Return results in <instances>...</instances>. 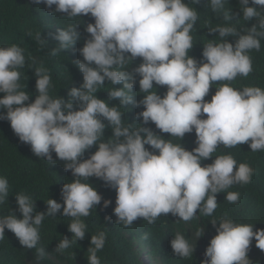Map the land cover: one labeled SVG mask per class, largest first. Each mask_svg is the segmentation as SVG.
<instances>
[{
	"label": "clouds",
	"instance_id": "obj_1",
	"mask_svg": "<svg viewBox=\"0 0 264 264\" xmlns=\"http://www.w3.org/2000/svg\"><path fill=\"white\" fill-rule=\"evenodd\" d=\"M33 2L44 3L49 9L55 5L53 13H65L69 18L91 14L95 20L85 29L90 38L79 49L83 60L74 61L83 73V83L70 88L68 100L49 94L51 75L41 66L35 67L39 95L34 102L25 104L29 93L20 90L19 84V69L26 64L24 49L16 44L0 47V92L5 93L0 98V108L7 109L6 115L0 113V119L10 121L14 133L31 146L37 157L46 158L49 164H54L56 158L58 169L66 175L72 172L75 177L61 189L63 215L74 218L69 231L75 239L63 236L55 248L58 253L85 237L87 225L80 217L90 216L91 210L101 203L102 195L85 182L90 177L100 178L116 190L114 214L116 222L125 227L138 218L152 224L169 213L184 222L191 221L197 210L211 217L218 207V193H225L234 184L237 190V184L249 185L256 179L257 160L253 161L249 154L256 156L255 152L264 150V89L259 86L236 89L224 83L210 101L205 100L211 85L233 81L237 76L247 77L253 71L248 53L261 49L264 16L249 6V0H240L243 19L256 17L257 24L243 34L235 26L209 27V33L218 32L221 39L220 42L210 39L204 44L203 63L189 55L194 45L191 32L199 17L185 0ZM208 3L213 11H220L225 0ZM252 3L264 6V0ZM224 18L231 19L229 12L224 13ZM230 35L238 36L235 44L226 40ZM35 38L39 42L40 34ZM54 38L59 47L53 48L52 55L74 46L81 34L77 24L68 25ZM137 58H142V63L129 71ZM137 76L141 77L139 91L146 94L139 101L132 91ZM106 79L113 86L123 84L122 88L109 89L108 100L118 98L119 105L143 106V111L136 113V119L143 120L140 127L134 128L131 123L125 126L119 107L97 97ZM154 82L167 86L163 97L152 91ZM205 114L206 118H202ZM149 122L160 132L181 140L195 130L198 146L189 151L183 144L165 140L144 126ZM108 126L113 134L105 140ZM242 143L249 145L243 147ZM97 144L98 150L82 160L86 150ZM220 145L227 153L202 166L201 161L212 157ZM236 146L238 151L228 149ZM8 196L9 182L0 176V204ZM239 199V192H226L225 200L229 203ZM16 202L22 218L15 211L0 216V240L7 228L22 246L33 249L40 240L39 226L45 216H56L62 204L50 198L46 200V212L36 211V201L23 192L16 194ZM103 204L107 208L111 200H104ZM217 222V235L210 240L202 264H250L248 251L253 238L256 247L264 250V229L254 230V224L231 219H211L213 226ZM204 231V228L197 230V240ZM106 239L103 231L91 236L88 264H101L97 253L104 248ZM171 247L182 258L192 257L195 250L179 232L175 233ZM149 251L144 248L140 259L145 264H156ZM44 256L45 250L38 249L37 259Z\"/></svg>",
	"mask_w": 264,
	"mask_h": 264
},
{
	"label": "trees",
	"instance_id": "obj_2",
	"mask_svg": "<svg viewBox=\"0 0 264 264\" xmlns=\"http://www.w3.org/2000/svg\"><path fill=\"white\" fill-rule=\"evenodd\" d=\"M190 7L198 12V20L191 32L193 36V48L189 55L196 58L198 62H205L202 57L204 44L209 40L220 42L218 32L211 34L209 27L216 26H235L242 34L247 28L257 24L258 18L251 20L243 19L240 0H225L224 7L220 11H213L208 0H185ZM249 6L257 8V11L264 16V6L255 5L249 0ZM55 5L51 9L44 3L35 4L33 0H0V47H8L12 44L19 45L24 49L26 64L19 69L21 77L19 84L20 90L29 93V100L25 104L34 102L39 95L36 89L35 67L43 66L51 75V87L49 94L53 97H64L65 100L71 99L68 92L71 87H80L83 83V73L74 63L76 60H83L79 49H81L90 34L85 30L88 23H94V17L91 14L81 15L75 18H69L65 13H53ZM229 12L231 19L226 20L224 13ZM81 34V38L76 44L66 50L59 51L52 55L53 48L59 47V41L54 37L62 28L68 25H76ZM260 30V29H258ZM31 33V35H29ZM39 33L41 40H36V34ZM226 40L235 44L238 36H228ZM252 58L253 71L247 76H237L233 81H221L211 85L206 101H210L217 88L224 83H228L236 89H242L247 86H259L264 89V38H261L260 51L250 50L248 53ZM142 63V58H137L128 68L130 71ZM32 68H29V67ZM94 66V65H93ZM133 88L134 99L139 101L146 95L139 91V79ZM112 87L122 88L123 84L112 85L107 79L102 89L96 93L98 98L108 100L109 89ZM152 91H157L162 97L167 92V86H158L154 82ZM5 93L0 92V98ZM110 106L117 105L119 110L124 113L123 123L127 126L140 127L143 123L142 117L137 120L136 113L143 111V106L119 105L118 98L108 100ZM78 107V106H77ZM0 113L6 115L7 109L0 108ZM206 118V114L202 117ZM107 124V121H104ZM145 127H150L158 135L170 140L173 143L183 144L191 151L197 147L196 133H186L183 139L170 136L169 133L160 132L155 124L149 122ZM113 134L111 126L105 128L103 139H108ZM241 146H248V143H242ZM239 146V145H238ZM238 146L228 148L232 151H238ZM146 147L150 146L146 145ZM98 150V144L93 145L86 150L81 158L87 159ZM158 153V150H156ZM253 152V151H252ZM227 152L218 146L213 156L201 161L202 166L212 163L216 156L225 155ZM254 153V152H253ZM256 156L249 154L253 161L256 158V179L249 185H232L227 191L240 193V199L236 203H229L225 200L226 192L217 194L218 207L211 217L199 214L188 222L179 220L178 216L171 213L161 215L152 224L147 220L138 218L130 227H125L122 222H116L117 217L114 214L116 206V190L107 185L102 179L95 176L90 177L89 181L97 191L102 195L100 205L91 210L88 217H80L87 225L86 234L83 239L77 240L72 246L62 253H58L57 247L63 236L72 238L73 233L69 231V225L74 219L63 215V197L61 189L65 183H70L75 179L72 172L68 175L59 170L57 159L54 164H49L46 158L37 157L27 143L20 141L14 133L11 123L7 119H0V176L7 178L9 182V196L4 204H0V216L15 214L22 218L18 211L16 194L23 192L36 201V211H47L46 200L53 198L62 204V208L56 216H45L41 226H39L40 240L35 248L27 249L20 244L15 234L5 229V237L0 240V264H88L87 250L91 247V236L103 231L106 233V243L104 248L97 253L101 264H145L140 259L141 251L146 248L157 263L156 264H202L206 259L205 251L210 240L217 235L216 226H213L211 219H231L236 223L254 224L255 229H264V150L255 152ZM54 154V152L52 153ZM59 163V162H58ZM104 200H111L107 208L104 207ZM204 228V235L198 240L195 235L197 230ZM181 233L188 238L189 243L195 248L193 256L182 258L175 255L171 241L175 233ZM72 239H75L74 237ZM139 247H138V246ZM45 250L43 259H37L38 249ZM201 253L203 255H201ZM250 264H264V250L256 247L255 238H253L248 251Z\"/></svg>",
	"mask_w": 264,
	"mask_h": 264
}]
</instances>
